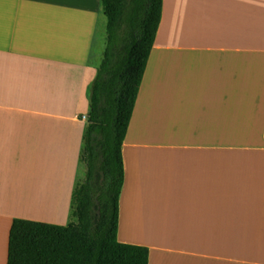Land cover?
Here are the masks:
<instances>
[{
	"label": "crops",
	"instance_id": "crops-1",
	"mask_svg": "<svg viewBox=\"0 0 264 264\" xmlns=\"http://www.w3.org/2000/svg\"><path fill=\"white\" fill-rule=\"evenodd\" d=\"M106 24L101 0H0V264L15 218L70 221ZM123 161L117 238L149 264H264V0H163Z\"/></svg>",
	"mask_w": 264,
	"mask_h": 264
},
{
	"label": "trees",
	"instance_id": "trees-1",
	"mask_svg": "<svg viewBox=\"0 0 264 264\" xmlns=\"http://www.w3.org/2000/svg\"><path fill=\"white\" fill-rule=\"evenodd\" d=\"M163 0H101L106 46L91 83L80 163L65 225L15 218L7 264H149V248L118 241L123 143L161 21Z\"/></svg>",
	"mask_w": 264,
	"mask_h": 264
},
{
	"label": "rangeland",
	"instance_id": "rangeland-1",
	"mask_svg": "<svg viewBox=\"0 0 264 264\" xmlns=\"http://www.w3.org/2000/svg\"><path fill=\"white\" fill-rule=\"evenodd\" d=\"M11 179L13 181H19L18 177V170L15 168L14 165H12V174L10 175ZM85 177V167L84 165H81V168L79 170V180L83 179ZM17 200H15V203L8 204L5 207V209L9 210L12 215H26L27 212H24L28 209L27 206H20L19 203H16ZM31 209H33V206H31Z\"/></svg>",
	"mask_w": 264,
	"mask_h": 264
},
{
	"label": "built area",
	"instance_id": "built-area-1",
	"mask_svg": "<svg viewBox=\"0 0 264 264\" xmlns=\"http://www.w3.org/2000/svg\"><path fill=\"white\" fill-rule=\"evenodd\" d=\"M84 119H87V116H84Z\"/></svg>",
	"mask_w": 264,
	"mask_h": 264
}]
</instances>
